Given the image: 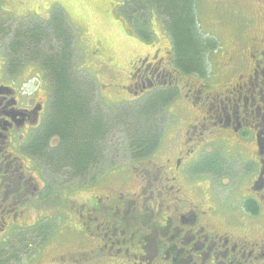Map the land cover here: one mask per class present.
<instances>
[{"label":"flooded vegetation","instance_id":"1","mask_svg":"<svg viewBox=\"0 0 264 264\" xmlns=\"http://www.w3.org/2000/svg\"><path fill=\"white\" fill-rule=\"evenodd\" d=\"M255 4L262 9L259 4L264 5V0ZM260 11L253 21L262 26L254 32L242 31V38L224 41L225 49L217 37L201 30L204 39L217 43L200 72L187 73L178 66L167 36L168 45L159 43L147 55L138 56L130 81L121 86L134 98L152 92L159 98V139L152 151L130 156L126 167L104 173L101 170L111 164L109 156L98 158L84 173L60 169L49 156L58 145L56 137L44 156L37 154L35 142L46 125L51 98L40 95L31 84L27 91L25 86L18 90L13 86L18 79L7 81L2 74L0 241L27 223L23 216L27 211H57L54 203H61L65 204L61 215L75 231L79 248L58 255L60 264H264V221L260 219L264 211V11L262 16ZM169 110L173 119L165 125ZM112 141L114 135L109 134L103 155H110ZM236 147H252L254 153L241 162L251 174L235 199L240 206L229 207L242 208L247 216L233 223L214 205L210 182L238 177L224 156L225 148ZM79 191H87L85 203L71 197ZM52 222L51 217L34 220L28 232L38 231L49 239L46 231ZM249 223L257 224L256 229L250 230Z\"/></svg>","mask_w":264,"mask_h":264},{"label":"trees","instance_id":"2","mask_svg":"<svg viewBox=\"0 0 264 264\" xmlns=\"http://www.w3.org/2000/svg\"><path fill=\"white\" fill-rule=\"evenodd\" d=\"M199 5L200 0H119V11L129 29L146 43L155 38L152 24L156 17L178 66L190 73L201 71L206 55L217 43L201 35ZM8 19L0 9L3 74L27 84L31 79H26L23 71L36 64L52 86L50 114L35 142L37 154L44 156L48 143L56 137L58 145L51 151L50 161L60 169L84 173L102 157L109 134L120 133L125 144L122 149L132 157L152 151L159 139V98L154 95L135 108L104 112L97 104L94 82L79 78L74 71L73 27L62 9L53 7L48 18L21 21L14 27L8 25ZM28 236L33 240L28 244L25 235L0 243V264H20L30 248L47 240L38 231Z\"/></svg>","mask_w":264,"mask_h":264},{"label":"rangeland","instance_id":"3","mask_svg":"<svg viewBox=\"0 0 264 264\" xmlns=\"http://www.w3.org/2000/svg\"><path fill=\"white\" fill-rule=\"evenodd\" d=\"M238 1L241 4L232 5L233 1H227L221 5H214L208 0H200L199 17L202 31L217 37L223 47L222 49H225L224 41L231 38H242V31L252 30L254 32L262 26V23L259 25L254 22L253 17L260 10L262 16L264 7L259 9L255 4L257 0ZM53 7L62 9L73 27L75 40L74 71L79 78L94 82L96 91L98 90V96L95 94L96 101L101 105L104 112L113 113L120 108L132 109L145 104L148 99L155 95L152 92L148 96L134 98L126 93L121 85L123 83L127 85L130 81L131 67L139 59L138 56L142 58V56L147 55L152 47L154 45L159 46V43L163 46L168 45L164 29L156 17L152 24L155 38L151 43H146L129 29L127 23L121 17L119 0H0V9L9 15L8 25L12 27L17 26L21 21L48 17ZM245 43L243 42L241 45H246ZM212 60L216 63L217 58L212 56ZM4 62L5 55L3 49L0 48V76L3 73ZM44 75L42 69L36 64L25 67L23 71V76L32 80L30 83H33L34 88L35 86L39 88V94L42 96L49 94L50 99L52 86ZM3 78L7 81L10 80L6 75H3ZM24 83L19 82L13 86L20 90ZM27 85L24 87L25 91L28 89ZM165 118L167 119L165 125L168 124L169 119L170 121L173 119L170 110L166 113ZM112 143L114 146H111L110 155H102V157L109 156L107 163L111 162V164L101 170V173L110 168H124L127 166L125 164L129 162L130 155L122 149L125 144L120 133L114 134ZM252 146L254 147L253 143ZM253 150L252 147H249V150L245 148L242 150L239 147L225 148L226 153L224 156L230 161L233 172H238L239 175L231 179H213L210 182V189L215 199L214 205L222 208V217L233 223L239 221L238 217L247 216L242 208L229 207L235 204L240 206L238 202H235V199H237L239 189L246 186V179L251 174V170H248L247 166L241 164V162L245 157L251 158L254 153ZM113 157L115 163H113ZM102 163L100 162L99 165H102ZM118 170L116 169V171ZM71 186L72 188L75 187L74 184H71ZM114 188L116 187L111 185V189ZM71 197L78 204H82L87 201L89 195L87 191H79ZM54 204L58 209L57 211L46 210L44 213L27 211L23 214L24 221L27 223L16 226L14 230H10L3 237L8 236L11 239L13 236L25 235V243L28 244L33 241L28 236L30 233L28 232V226L33 224L34 220L44 221L51 217L52 225L49 224L50 227L46 231L50 237L49 240L47 239L48 241L42 245L30 248L23 256L20 264H60L57 259L58 255H67L78 250V237L75 231L64 222L61 215L60 209L63 208L62 210H64L65 204ZM260 219L264 221V211H262ZM249 224H251L250 230L256 229L257 224ZM72 263L74 261L68 262V264Z\"/></svg>","mask_w":264,"mask_h":264},{"label":"bare ground","instance_id":"4","mask_svg":"<svg viewBox=\"0 0 264 264\" xmlns=\"http://www.w3.org/2000/svg\"><path fill=\"white\" fill-rule=\"evenodd\" d=\"M49 145V144H48Z\"/></svg>","mask_w":264,"mask_h":264}]
</instances>
